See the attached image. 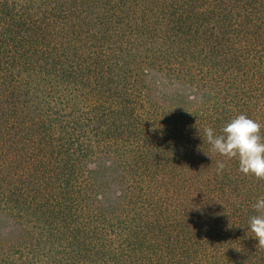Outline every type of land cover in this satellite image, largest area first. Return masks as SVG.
<instances>
[{"label":"trees","instance_id":"trees-1","mask_svg":"<svg viewBox=\"0 0 264 264\" xmlns=\"http://www.w3.org/2000/svg\"><path fill=\"white\" fill-rule=\"evenodd\" d=\"M239 114L264 0H0V264H264Z\"/></svg>","mask_w":264,"mask_h":264},{"label":"clouds","instance_id":"clouds-1","mask_svg":"<svg viewBox=\"0 0 264 264\" xmlns=\"http://www.w3.org/2000/svg\"><path fill=\"white\" fill-rule=\"evenodd\" d=\"M264 128L260 122L239 114L228 121L219 134L212 127L204 129V137L211 148L221 156L235 158L239 162V171L245 175H254L264 179ZM223 161H217V171L225 169ZM256 214L249 218V229L258 240V245L264 246V197L253 205Z\"/></svg>","mask_w":264,"mask_h":264}]
</instances>
